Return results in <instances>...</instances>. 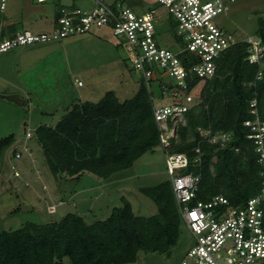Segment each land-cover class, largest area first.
<instances>
[{
	"label": "trees",
	"instance_id": "trees-1",
	"mask_svg": "<svg viewBox=\"0 0 264 264\" xmlns=\"http://www.w3.org/2000/svg\"><path fill=\"white\" fill-rule=\"evenodd\" d=\"M8 31L16 32L12 26ZM255 35L264 42V14L257 18ZM247 49L245 43H238L216 62L215 77L200 88V102L184 114L186 125L179 124L175 139L163 146L165 155L185 154L191 163L185 172L201 176L198 200L222 195L240 207L263 186L243 122L252 118L249 102L254 98L264 121V56L261 78L254 81L259 67L245 61ZM153 106L144 87L125 102L110 92L97 103L72 105L54 128L35 130L48 169L54 175L65 172L72 177L87 172L104 181L130 169L141 156L161 146L162 131L154 120ZM197 128L231 137L224 145L209 143ZM6 143V147L11 145L13 138ZM196 149L199 166L192 164ZM141 193L155 204V215L136 216L122 198V207L92 225L68 214L57 223H28L0 233V264H64L65 259L69 264H132L139 252L168 253L177 244L182 222L171 184Z\"/></svg>",
	"mask_w": 264,
	"mask_h": 264
},
{
	"label": "rangeland",
	"instance_id": "rangeland-1",
	"mask_svg": "<svg viewBox=\"0 0 264 264\" xmlns=\"http://www.w3.org/2000/svg\"><path fill=\"white\" fill-rule=\"evenodd\" d=\"M103 2L113 10L118 4L137 13L153 10L158 44L173 52L182 49L174 22L155 0ZM93 6L92 0H47L43 4L8 0L7 10L0 14V20L7 30L12 26L16 31L51 35L61 9L89 10ZM261 14H264L262 0H236L227 17L220 18V23L235 37L245 38L255 34ZM140 87L147 90L154 105L169 102V98L162 97L159 79L153 76L147 85L135 71L109 27L20 46L0 54V95H17L24 102L18 106L0 98V233L16 231L28 223H57L68 214L78 215L87 225H92L106 220L112 209L122 207V198L131 204L138 217L157 213L155 204L141 190L170 183L162 146L115 175L117 181L106 183L101 189L92 187L86 195L78 192L73 205L70 191L87 188L88 180L53 181L55 176L48 169L35 137L38 127H54L74 103H97L110 92L120 102H125L132 99ZM199 102L196 99V103ZM27 132L31 134L30 139L26 138ZM9 137L13 138V143L6 147ZM16 153L21 155L19 159L15 158ZM55 182L64 191L52 196ZM59 201L63 203L59 205ZM51 205L56 206L53 214L47 210ZM192 244V235L181 222L177 244L168 253L139 252L132 264H178ZM64 264L69 261L65 259Z\"/></svg>",
	"mask_w": 264,
	"mask_h": 264
},
{
	"label": "built area",
	"instance_id": "built-area-1",
	"mask_svg": "<svg viewBox=\"0 0 264 264\" xmlns=\"http://www.w3.org/2000/svg\"><path fill=\"white\" fill-rule=\"evenodd\" d=\"M32 1L36 4L47 2ZM92 1L94 6L89 10L61 9L51 35L28 30L11 35L0 20V54L20 46L109 27L135 71L142 75L147 85L153 76L159 79L162 97L169 98L167 104L153 106L154 120L162 131V147L175 139L179 124L186 125L184 114L197 104L196 99L200 101L201 86L215 77L216 62L231 47L238 43L248 46L245 61L259 67L254 81L261 78L263 40L255 34L235 37L220 23V18L227 17L236 0H155L174 22L175 33L183 44L178 52L163 48L156 41L153 10L137 13L120 4L113 10L103 0ZM7 3L8 0H0V14L7 10ZM76 83L81 86V82ZM248 86L252 87V83ZM249 112L252 118L244 121L243 127L248 131L246 139L256 154L263 186L242 206H232L222 195L207 201L198 200L201 176L185 172L191 165L188 157L185 154L165 157L179 217L193 238L191 248L178 264H264V121L258 114L255 98L249 102ZM197 131L203 140L220 145L231 137L230 133H213L210 129L197 128ZM26 138H31L29 132ZM195 152L198 155L192 164L199 166V149ZM20 156L15 154L17 159ZM47 210L53 214L56 206H48Z\"/></svg>",
	"mask_w": 264,
	"mask_h": 264
},
{
	"label": "crops",
	"instance_id": "crops-1",
	"mask_svg": "<svg viewBox=\"0 0 264 264\" xmlns=\"http://www.w3.org/2000/svg\"><path fill=\"white\" fill-rule=\"evenodd\" d=\"M74 104H81V103H74ZM69 110L70 109H68L67 112ZM56 124H55V126H56ZM54 127H49V128H54ZM117 174H115V175H117ZM115 175H113L109 180L104 181V180H101V179L97 178L93 174H90V173H87V172L81 173L80 175L73 176V177L72 176H69L65 172H63V173H58V174L54 175L55 177L52 180L53 181H57L58 183L61 180H67V179H69V180H71L72 182H75V183H79L82 180H84V181H87L88 180V182H87L88 187L87 188L85 187V188H82V190L79 189L78 191L73 190V192L70 191V193H71L70 194L71 195L70 196V200L72 201V203L74 205L75 204V202H74L75 200L74 199H75V196H77L78 192L80 193V195H83V194L86 195V194H89L88 190L91 189L92 187H93V189H101L102 187L106 186V183L107 184H111L112 182L117 181V179H114V176ZM57 182H55L56 186L51 190V195L52 196L56 192L58 193V192H63L64 191L62 188H60V187L57 186ZM43 188H45V187H43ZM96 197H98V196H96ZM96 197H94L93 199H95ZM59 203L62 204L63 202L62 201H59Z\"/></svg>",
	"mask_w": 264,
	"mask_h": 264
},
{
	"label": "water",
	"instance_id": "water-1",
	"mask_svg": "<svg viewBox=\"0 0 264 264\" xmlns=\"http://www.w3.org/2000/svg\"><path fill=\"white\" fill-rule=\"evenodd\" d=\"M0 98H4L8 102H11V103L18 105V106H21L24 104V102L21 101L17 95H8V96H1L0 95Z\"/></svg>",
	"mask_w": 264,
	"mask_h": 264
}]
</instances>
